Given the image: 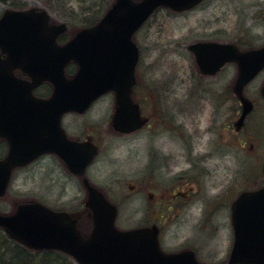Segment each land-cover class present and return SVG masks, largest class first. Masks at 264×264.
Instances as JSON below:
<instances>
[{
	"label": "rangeland",
	"instance_id": "374dc122",
	"mask_svg": "<svg viewBox=\"0 0 264 264\" xmlns=\"http://www.w3.org/2000/svg\"><path fill=\"white\" fill-rule=\"evenodd\" d=\"M106 2L60 0L48 5L41 0H0V17L15 11L13 5H21L24 12L42 10L52 23L64 25L66 36H72L85 25L84 18L98 16ZM84 8H89L90 14ZM135 40L141 51L136 70L140 106L136 105L139 110H149L153 118L150 126L144 124L147 128L143 131L129 135L119 134L112 124L115 99L108 96L96 101L84 117L66 116L64 129L73 137L82 133L83 139L86 132L97 135L101 148L87 177L116 207L118 230L158 225L164 253L192 248L202 264H226L233 239L228 207L241 192L264 185V98L260 93L264 79H255L242 92L253 108L239 128L242 105L232 91L237 68L228 65L213 79L201 76L187 47L195 42L262 47L264 0H203L184 13L160 8ZM47 159L49 174L46 168L14 170L13 180L0 198V214H12L19 204L34 202L71 213L77 221L85 217L84 211H79L82 193L87 192L83 181L68 182L72 177L65 175L64 165L48 157L43 161ZM191 170L203 176L201 188L193 189L196 192L190 204L178 212L164 211L159 219L163 210L157 200L167 197L163 199L146 184L170 186ZM52 171V177H63V184L46 182ZM148 193L155 198L150 199ZM10 239L0 231L1 263L8 257L7 251L19 249ZM33 254L35 260L47 256L64 263L55 253Z\"/></svg>",
	"mask_w": 264,
	"mask_h": 264
},
{
	"label": "water",
	"instance_id": "95a60500",
	"mask_svg": "<svg viewBox=\"0 0 264 264\" xmlns=\"http://www.w3.org/2000/svg\"><path fill=\"white\" fill-rule=\"evenodd\" d=\"M200 1L115 0L98 24L81 30L59 48L54 38L65 31L63 24L46 34L44 13L6 12L0 19V47L8 54V66L20 67L31 83L17 81L0 65V136L9 144L8 156L0 162V196L13 167L26 165L46 151L68 155L59 129L61 115L83 112L106 92L115 93V129L136 130L140 125L138 111L129 99L137 61L132 35L157 8L181 12ZM188 50L202 74H214L228 62L237 65L233 93L243 106L239 127L252 110L251 103L242 98V90L264 67V46L241 52L231 44L197 42ZM70 62L79 69L68 79L64 68ZM42 81L50 82L53 92L49 99L37 101L30 91ZM261 95L264 98V85ZM88 191L86 206L93 213V230L86 240L70 216L39 204L19 205L14 214L0 216V227L31 249L61 250L79 264H199L190 251L163 253L155 227L118 231L114 227L115 208L93 188L88 187ZM231 225L233 245L227 264H264V187L237 197L231 205Z\"/></svg>",
	"mask_w": 264,
	"mask_h": 264
},
{
	"label": "flooded vegetation",
	"instance_id": "af4514ba",
	"mask_svg": "<svg viewBox=\"0 0 264 264\" xmlns=\"http://www.w3.org/2000/svg\"><path fill=\"white\" fill-rule=\"evenodd\" d=\"M200 5H198V6H200ZM21 7H22L21 5H13V8H15L16 10H23V9H21ZM32 13L34 14V16H37V15H40V13H42V10L33 11ZM44 14H45L46 20H45V23L43 25V31H44V33L48 34L49 32H51L52 30L55 29V27L57 26V24L52 23L50 21L49 17H47V15H46L45 12H44ZM154 14L152 16H154ZM149 19L146 21V23L149 21ZM41 24H43V21L41 22ZM140 29L133 36V42L136 45L137 52H138V63H137V66H136V70L138 69V64H139L140 56H141V51H140V48H139V46H138V44H137V42L135 40V36L137 34H139ZM54 41H55V43H56L57 46L61 47V46H63L68 41V38H66L63 34H57ZM239 48L241 50H246V49H243L241 47H239ZM6 58H7V54L3 53L2 52V49L0 48V63L3 62V61H6ZM228 65L229 66H234L236 68V66L234 64H228ZM228 65H225L224 67L226 68V66H228ZM224 67H222L215 75H212V76H204V77L211 78V79L216 78L224 70ZM76 69H77V67L75 65H73V66L70 65V67H68V72L69 73H72V72L76 71ZM12 73L14 74V77L17 78V79H20L22 81H31V79L28 77V75L26 73H24L22 71V69H20V68L14 69ZM260 78L264 79V70L261 73L258 74V76L256 77V80L257 79L259 80ZM138 88H139V83H138L137 78H136V85L133 87V90L131 92V99H132L133 102L137 103L140 106V102L137 100V97H136V94H137L136 93V90ZM31 92H32V96L34 98L39 99V100H45V99H47L50 96V94L52 92V86L49 83H47V82H41L38 85H36L32 89ZM108 96H113V95L112 94H108L104 98H106ZM93 105L91 107H89V109H87L82 114L68 113V114H65V115L62 116V118L60 120V127L62 128L63 133L65 135V138L67 139L66 141L69 144L74 145L75 143H78L85 150L87 149V146L88 147L95 146L97 149L101 148L100 144L98 143V139H97V135L96 134L94 135L92 133L86 132V135H85L86 137H85V139H83L82 136H80V134H82V133H79L78 135H76L77 137H73V136L69 135V133H67L66 130L64 129V123H65L66 116L73 117L72 115H70V114H73V115L78 116V117H84L85 115H87L90 112V110L93 107ZM140 115H141L142 118L148 119L147 126H150V123L149 122H151L153 118L149 114V110L148 109L146 110L145 108L144 109L140 108ZM147 126L143 127L140 131H143L145 128H147ZM43 129H44L43 128V125H41L40 130L43 131ZM248 136H250V135L248 134ZM71 147H73V146H71ZM64 148H65V146H64ZM68 149H70V148H68ZM73 150L74 149H71L70 151H73ZM7 152H8V143L6 141V138L0 136V160L5 157V155L7 154ZM45 157L52 158L55 163H57L58 161H60V159H58L55 155H51V156L49 154L48 155H42V156H39L38 158H36L35 160H33L31 163H29V165H27L26 169L27 168L35 167V168L38 169V171H40L41 169L46 168L47 174H49L51 170L48 169V165L50 166V164H49L48 159L46 161H43V159ZM191 168L192 167H190V169ZM65 169H66V167H65ZM65 169H63V170L68 175L65 174L64 172L63 173L66 176H71L72 177L71 180H69L68 182H71V183L74 184V181L75 182L82 181V178L81 177L72 175L70 172H68L67 169L66 170ZM90 170H91V165H89L87 167V169L85 170V173H84V175L87 178V180H88L87 175L89 174V171ZM13 172H14V170L12 171V175H11L10 182H12L13 177H14ZM52 173H53V171L51 172V176H48V177L45 178L46 179V182L52 180V181H57L58 183L61 182V184H63V177L59 176L58 174H56V177H52ZM65 179H67V177H65ZM44 182H45V180H44ZM201 182H204V179H203V176L200 175V171L195 174V170H191V171H188V172L184 173L183 175L179 176L178 178H176L173 181V183L170 184V186H168V185H165V186H155L152 183L146 184L147 187H154V189H155L154 191H156L157 193H159V195L161 193V197L162 198H163V196L167 197V199H165V200H157V201L160 202V204H158V205L162 208L161 210H163V212H161V215H159L158 218L159 219H163L162 217L164 216V211H170V210L173 211V210H175V211L178 212V210H180L181 207L190 204V202L192 201V196H194V194H195L194 192H196L195 190L193 191V189H195V188H201ZM75 185L80 186V183H76ZM143 188L144 187H142V189ZM246 191H249V190H246ZM99 192L102 193L104 195V197L106 198V195L102 191H99ZM156 192L154 193L155 195H156ZM82 194H83V197H82L81 202H80L81 208H80V210L79 209L78 210L80 212L81 211H84L85 217L83 219H85V222L82 224V221H83V219H82L81 221H77V224L76 225H77V230L79 231L80 235L83 238H86L89 235L90 231H91L92 222H91V215L85 209L86 195L84 193H82ZM154 194L148 193L149 198L150 199H154L155 198L154 197ZM166 195H169V196H166ZM231 204H232V201H231ZM231 204L228 207L229 208V225L230 226H231V223H230V207H231ZM74 212H77V211H74ZM210 223L215 224L214 222H211V220H210ZM157 227H158V243H159V246H160L161 250L164 251L162 249V246H161L162 245V242H161V238H162L161 229H160V227L158 225H157ZM205 231H207V230H205ZM189 250H191L195 254L194 249L191 248ZM195 256H196V254H195ZM65 262L63 264H65ZM198 262L200 263L201 261L198 260ZM200 264H202V263H200ZM223 264H225V262Z\"/></svg>",
	"mask_w": 264,
	"mask_h": 264
},
{
	"label": "trees",
	"instance_id": "16d2710c",
	"mask_svg": "<svg viewBox=\"0 0 264 264\" xmlns=\"http://www.w3.org/2000/svg\"><path fill=\"white\" fill-rule=\"evenodd\" d=\"M41 1L44 2V4L52 5L53 2L57 3V1H60V0H41ZM112 2L113 0H107L106 6L100 11V14H98V16L94 18H84L85 25H83V27L90 26L98 22L101 16L103 15V12L110 6ZM84 10H86V12L90 14L89 8H84ZM18 248L19 249H17L16 251H12L11 253L7 251L6 256L8 257L5 258L6 260H3L2 258L3 261L1 260L2 263L0 262V264H59L61 262V261L51 260L47 256H42L38 258L37 260H35V257L31 256L34 254L28 253V251L19 247V245H18ZM55 254L56 256H61L59 253H55Z\"/></svg>",
	"mask_w": 264,
	"mask_h": 264
}]
</instances>
